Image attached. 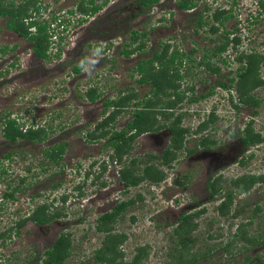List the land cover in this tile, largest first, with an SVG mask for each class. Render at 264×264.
Returning a JSON list of instances; mask_svg holds the SVG:
<instances>
[{"label":"rangeland","instance_id":"374dc122","mask_svg":"<svg viewBox=\"0 0 264 264\" xmlns=\"http://www.w3.org/2000/svg\"><path fill=\"white\" fill-rule=\"evenodd\" d=\"M78 1L42 0V14L38 19L50 24L51 52H57L61 45L64 49L77 48L73 49L75 54L67 55L62 51L64 54L56 57L53 53L46 61L33 56L31 42L7 29V18L0 17V47H8V51L0 55V169L5 168L7 172L2 177L0 193H4L9 183L12 188L19 187L15 200L0 197V226H15L13 222L43 202L50 204L53 211L62 212L61 217L48 225L29 222L20 235L14 229L5 244L0 245L1 261L4 264H43L41 255L65 232L72 235L73 246L64 264H102L96 252L104 246L105 232L97 230L98 219L118 203L132 199L133 204L121 213L112 231L126 236L119 245L120 264L130 263L145 249L148 254L142 256L140 264H167L171 259L169 252L177 241L175 228L180 217L199 210L203 212L193 219L197 224L193 231L194 251L199 246L205 249L219 246L209 258L196 264H232L235 261L243 264L247 256L248 264H260L257 257H264V244L251 247L245 239H236L230 252L220 246L232 240L241 224L248 223L257 206L261 210L254 214L248 228L252 234L264 231V180L257 182L249 192L236 194L231 213L238 211L236 217L220 216L216 206L224 192L214 200L207 188L212 176H222L225 191L232 187V178L245 173L264 175V87L252 91L254 97L261 100L259 106L253 107L240 103L235 87L229 85L243 66L234 59L236 52L264 53V11L259 0H197L198 6L190 11L181 10L178 0H159L152 9L140 4L139 0H112L108 17L98 15L94 26L89 23L91 19L78 23L82 15L77 12L69 24L70 30L62 32L64 19L61 17L62 22L57 23L54 16L58 12L65 16L64 11H75ZM220 6L231 8L233 12L223 29L214 33L210 24L198 25L196 9L205 11L207 16ZM107 10L108 4L103 10L104 16ZM53 28L64 38H56L57 31ZM224 29L234 32L230 38L238 36L241 41L235 49L231 43L226 51L211 55L212 66L221 68L220 72H212L200 60L207 59L204 58L207 50L212 53L215 46L226 40ZM135 30L140 37L132 47L142 40H146V47L125 57L122 50L132 41ZM143 32L146 36H142ZM167 44L168 56L175 51L186 54L183 65L179 66L184 75L179 90H186V93L174 107L171 118L158 114V120L160 124H167L181 114L182 125L189 127L190 132L184 148L171 165H161L166 174L161 183L145 180L136 187L127 188L120 176L121 168L130 164L134 157L145 162L137 164L138 169H143L146 163H158L152 155L160 157L169 145L168 126L138 135L131 141V152L121 164L113 162L106 141H87L88 132L102 120L106 100L135 91L137 95L132 104L114 123L117 130L125 129L126 135L131 133L127 125L135 117L136 102L146 101L151 96L156 99L152 93L154 86L138 81L137 64L151 58L155 51H162ZM94 45L103 46L104 60L91 74L74 75L70 63L68 67L61 65L60 59L70 61L75 57L79 62ZM189 54L192 56H187ZM260 73L264 74V67ZM221 81L227 86L223 87ZM86 87L97 88L101 97L89 101L83 96ZM210 90L213 93L208 97L189 100ZM161 98L170 99L165 95ZM212 112L215 122L211 121L201 133H194L200 123L212 117ZM9 113L26 125L35 122L52 127L49 140L42 144L24 139L15 144L7 141L2 121ZM251 119L255 131L262 133L263 141L252 146L244 157L253 156L244 158L241 163L238 161L243 143L239 133ZM201 134L217 143L208 149L197 147L196 141ZM112 139L114 136L109 138ZM60 141L67 145L61 163L49 162L44 157L46 150ZM7 153L12 154L9 159L4 157ZM175 179L187 183L183 186L175 183ZM55 183L57 188L52 186ZM63 195L67 196L64 202ZM209 234L215 237L211 239Z\"/></svg>","mask_w":264,"mask_h":264},{"label":"trees","instance_id":"16d2710c","mask_svg":"<svg viewBox=\"0 0 264 264\" xmlns=\"http://www.w3.org/2000/svg\"><path fill=\"white\" fill-rule=\"evenodd\" d=\"M158 1L159 0H140L141 4L147 8L154 5ZM178 6L183 10H193L198 6V4L196 0H179ZM260 7L262 11H264V1H260ZM209 9L210 8L207 7V10ZM28 11V4L16 6L12 2H7V4H5V0H0V15L8 14L11 16L8 22V27L23 34L26 38L33 40L35 43L34 49L38 56L42 58H49L47 53L51 43L48 32L49 24L37 22L36 20L26 24L23 21V18L30 16ZM206 15L207 16H205V14L201 11L197 19L198 25L204 27L205 25L210 24L211 31L216 33L220 30V27H225L226 21L233 16V12L231 8H217L211 14ZM31 26L38 28V32L36 34L30 35L29 27ZM233 34L234 32H226V40L221 45L215 47L214 55H218L225 51L231 43H233L234 48H237L241 40L238 36L230 38V35ZM142 36H146V32H143ZM139 37L140 34L135 30L131 39L132 41L126 45L124 50H122L124 55L130 56L135 51H140L145 48L146 40H142L137 45L132 47L134 43L138 42ZM3 51L4 49L0 48V53ZM168 52L169 45L167 44L162 49V51H156L152 58H149L148 60H142L139 63V82L152 84L154 86L152 93L156 99H153V96H151V98L146 99V101L139 100L136 102L135 105L137 106V109L134 111L135 117L127 125L128 128L134 132L126 135L125 129L121 131L115 130V125L113 124L111 126V124L116 121L119 114L125 110L128 105L132 104L133 99L137 95L135 91L124 94L116 99L107 100L105 102L104 118L96 125L94 130L88 132V139L91 142L98 141L102 137L107 138L109 136H114L115 138L109 142L110 149L113 151L111 157L115 158L119 163H122L123 159L131 152V141L134 140L136 136L144 132L157 131L165 126L170 128L173 133L170 145L160 157L152 155V157H154L156 160H159L158 163H146L144 164L145 166L143 169H138V166L145 162L134 157L131 159L130 164L124 166L121 169V179L127 183L128 186L136 187L145 180L155 183L162 182L166 177V174L164 169L161 168V165H171L172 161L176 159L178 152L184 148L185 138L190 132L189 127L182 125L181 114L173 119H170L167 124H160L158 120V114L171 118L174 107L179 103V101H182L185 98L186 93V90L184 92L179 90L180 81L184 77L179 66L183 65L186 54L175 51L173 54L168 56ZM206 58L207 59L201 60V63L206 64L212 70V72L221 71L219 66H212L210 61L211 56L206 55ZM236 59L239 63H243V66L240 67L238 77L232 78L229 85L231 88L235 87L240 103L247 106L257 107L260 105L261 100L255 98L254 94H252V91L258 89L261 86L264 87V74L261 75L260 73L261 67H264V53L242 52L236 57ZM220 84L223 87L227 86L222 81ZM212 93V90H210L207 93L201 94L200 97H191L189 100L192 102L203 97H208ZM100 94L101 93L97 90V88H90L87 91V97L90 100H96ZM161 95H165L170 99L164 101L163 98H161ZM143 104H145V106ZM141 105L143 106L141 107ZM110 108H113V110L109 111ZM211 114L212 117H210L209 120L200 123L194 130V133H201V131L205 130L209 126L211 121L215 122V113L212 112ZM2 123L4 137H6L9 142L14 144L23 139L43 142L44 140L50 138V135L53 131L52 127L45 124H36L33 122L30 123V125H26L20 122V118L11 116V113L6 114ZM242 140L245 144V147H248L247 149L263 141V135L262 133L255 131L254 121L252 119L249 120L244 127ZM213 143H217L216 140L201 134V137L196 141V146L211 148ZM62 151H64V144H54L46 150V155L49 160L59 162L58 157L61 156ZM11 156V153L4 155L5 158H10ZM249 156L252 157L253 154ZM244 161L245 159H243L241 163H244ZM5 173V168L0 169V182ZM185 178L187 179V175ZM261 180H264V175L245 173L241 176L232 178V187L227 188L224 191L225 184L222 182V176L210 177L207 188L210 192L211 198L216 200L219 194L224 192L220 202L216 206L218 214L220 216L232 215V217H236L238 215V211H235V213L231 214L233 212V204L236 194H244L249 192L252 187ZM175 183L185 186L187 181L185 182L175 179ZM17 189L18 188L15 187L13 190L16 191ZM6 196L13 197L14 195L13 193L11 194V192H9L6 194ZM133 201L134 200L131 199L118 203L115 207H113V210L104 213L98 219L99 221L97 224V230L105 232V245L99 248V250L96 252V258L102 264H120L119 259L122 253L119 251V245L124 241L126 236L124 234L113 233L112 231L114 229V224L117 222L121 213L128 206L132 205ZM243 210L244 209H242V211ZM259 210H261V208L257 206L255 209H253V213L257 214ZM202 212L203 210H199L191 214L185 213L180 217L179 225L175 228L177 241H175L176 243L173 244L169 252L171 259L169 262H167V264H196V262L201 259L209 258L208 256L211 254L213 249L219 246H209L206 249L199 246L197 250L194 251L195 241L193 239V231L196 229L197 224L193 223V219L196 216H199ZM254 214L248 223L253 221ZM61 215V211L58 210L57 212L51 213L49 212L46 205H42L36 209L32 215V218L35 219L36 222L44 224L57 217H60ZM248 223L241 224L237 228L232 240L220 246L222 250L230 252V247L236 239H245L247 244L251 247L254 245L257 246V244H264V231L257 234H252L248 228ZM21 224L22 223H19L18 226ZM244 226L245 229L243 230ZM13 229V226L8 229H4L0 226V245L5 244L6 239L12 234ZM209 237L212 239L215 236L213 234H209ZM71 244L72 241L69 235H61L55 243L53 250H50L51 260L47 261V263L66 262V257L70 253ZM141 249L143 248H139V250ZM146 254H148L146 249L144 250V253L139 252L128 264H140L142 261V256ZM257 259L259 260L260 264H264V257L258 256ZM249 260L250 259L247 256V259L243 264H248ZM0 264H4L1 259ZM232 264H239V262L235 261L232 262Z\"/></svg>","mask_w":264,"mask_h":264},{"label":"flooded vegetation","instance_id":"af4514ba","mask_svg":"<svg viewBox=\"0 0 264 264\" xmlns=\"http://www.w3.org/2000/svg\"><path fill=\"white\" fill-rule=\"evenodd\" d=\"M60 1V0H59ZM112 0H79L78 1V5L76 6V10L74 11V10H70L69 12H66V11H64V13H67V14H65V16L61 13V12H58V14H56L54 17V19L56 20V18H57V23H59V22H62V20H61V17H63V19H64V22L65 23H61L62 24V27H64L63 28V30H62V32L63 31H68V30H70V28H69V24H71V20L74 18L73 17V15L75 14V13H80L81 15H82V18H80L79 20H78V23H86V22H88L90 19V21H89V23H90V25L91 26H94L95 25V23L97 22L96 20H97V17H98V15H99V17L100 16H102V17H108V15H109V12H110V6L111 5H109L110 4V2H111ZM197 1V0H196ZM260 1L261 0H259V5H260ZM7 2H12V3H14L16 6H23V5H27L28 4V7H29V11H28V14H30V16H27V17H24L23 18V21L26 23V24H29L31 21H33V20H36L37 22H41V23H47L45 20L43 21V20H39L38 19V17H39V14H42L41 13V10L43 9V6H42V0H5V4H7ZM139 2H140V0H139ZM178 2H179V0H178ZM178 2H177V5H178ZM199 2V1H198ZM107 4H108V10H107V12H108V14H106L105 16H104V9H105V7L107 6ZM140 4H141V2H140ZM155 5V4H154ZM154 5H152V6H150L149 8L150 9H152L153 8V6ZM207 7H205V9H206ZM218 8H220V9H226V8H222L221 6L220 7H218ZM50 9V8H49ZM181 10H183V9H181ZM185 11H190V10H185ZM196 13H201V11H199V8L198 9H196ZM202 13H205V11H202ZM0 17H5V18H7L6 19V27H7V29H9V30H12V31H14V32H16L18 35H20L21 37H23V38H25L26 40H28V41H30L31 42V50H32V54H33V56H35L37 59H39L40 61H46V60H49V59H51V55L54 53L55 54V56L56 57H61L64 53H62V51L63 52H66V54L67 55H70L71 53H73V54H75L74 52H73V49H77L76 48V46L74 47V48H68V49H64L63 47H62V45L60 46V49H57V52H51V43H50V45H49V49L47 50V53H48V55H49V58H42V57H40V56H38V54L36 53V51H35V49H34V46H35V43H34V41L33 40H30V39H28V38H26L23 34H21V33H19L18 31H16V30H14V29H11L10 27H8V22H9V20H10V15H8V14H6V15H0ZM68 19V20H67ZM230 19V18H229ZM228 19V20H229ZM227 20V21H228ZM47 24H49V23H47ZM104 24V23H103ZM226 24V23H225ZM74 25V24H73ZM72 25V26H73ZM76 26V25H75ZM55 31H57V29L56 28H53ZM220 29H223V27H220ZM29 31H30V35H33V34H36L37 32H38V28L37 27H33V26H31V27H29ZM229 30H226V29H224V33H226V32H228ZM48 32H49V35L51 34V32H50V24L48 25ZM57 36H56V38L57 37H60L61 39L62 38H64V36H62L61 35V33L60 32H58L57 31V34H56ZM133 37V36H132ZM50 38V40H51V36L49 37ZM129 42H131V41H129ZM128 42V43H129ZM127 43V44H128ZM127 44H125V47H126V45ZM147 44V43H146ZM125 47H124V49H125ZM129 47V46H128ZM127 47V48H128ZM146 47V46H145ZM216 47V46H215ZM0 48H2V49H4V51L3 52H1L0 53V55L2 56L3 54H5L7 51H8V47H0ZM232 48H234V47H232ZM123 49V50H124ZM215 49V48H214ZM235 49V48H234ZM226 51V50H225ZM156 52V51H155ZM155 52H154V54H155ZM224 52V51H223ZM206 53V52H205ZM240 53H242V51L241 52H239V53H235L234 54V56L235 57H237ZM243 53H247V52H243ZM133 54V53H132ZM131 54V55H132ZM154 54L152 55V57L154 56ZM124 55V54H123ZM130 55V56H131ZM206 55H209V56H211V55H213V56H215L214 55V50H212V53H208V50H207V53L206 54H204V57H206ZM231 55V54H230ZM233 55V54H232ZM189 57L190 56H192V55H188ZM125 57H127L126 55H125ZM151 57V58H152ZM67 59H70V58H67ZM235 60H237L236 58H234ZM61 61V65H66L67 67H68V65H69V63H70V68H71V73L72 74H82V72H81V70H80V68L78 67V63L79 62H76V60H75V57H73L70 61L69 60H64V59H60ZM103 60L104 59H102V60H100V63L99 64H103ZM64 61V62H63ZM184 62V61H183ZM200 62H201V60H200ZM238 62V61H237ZM16 65H19V64H16ZM139 66V64H137V67ZM137 67H136V69H137ZM78 69V70H77ZM136 72L138 73V69L136 70ZM139 74V73H138ZM140 75V74H139ZM83 76V75H82ZM140 78V77H139ZM138 81H139V79H138ZM90 88H95V87H86L85 88V92H84V94H83V96L84 97H86L89 101H96L98 98H100L101 97V95L102 94H100V96L96 99V100H90L88 97H87V91L90 89ZM98 90V89H97ZM99 91V90H98ZM101 93V92H100ZM126 94H128V93H126ZM124 95V94H123ZM122 96V95H121ZM120 97V96H119ZM118 97V98H119ZM238 98V97H237ZM112 99H116V98H112ZM107 101V100H106ZM105 101V102H106ZM238 101H239V98H238ZM111 109V108H110ZM109 109V110H110ZM112 110H113V108H112ZM104 113H105V107H104ZM108 113H109V111H108ZM103 118H104V114H103ZM102 118V119H103ZM115 123V122H114ZM114 123H112L111 124V126L114 124ZM43 124V123H42ZM116 127V126H115ZM2 129H3V123H2ZM168 129L170 130V128L168 127ZM115 130H117L116 128H115ZM243 130H244V128H243ZM243 130H242V132L241 133H239V135H240V139H241V143H243V150H242V152H241V154L239 155L240 156V158H239V161L238 162H242V159H248L250 156V154L248 155V156H246V157H244V154L247 152V151H249L250 152V148L252 147H250L249 149H247L248 147H245V144H244V142H243V140H242V133H243ZM118 131H121V130H118ZM134 131H132L131 130V133H133ZM150 132V131H149ZM170 133H171V137H172V135H173V133H172V131L170 130ZM110 137H112V136H109V137H102L101 139H99L98 141H93V142H100V141H106V143H107V146H109V148H110V140H109V138ZM137 137V136H136ZM6 138V137H5ZM115 138V137H114ZM6 140L8 141V139L6 138ZM49 140V138L48 139H46V140H44L43 142H36V141H31V142H34V143H36V144H42V143H44L45 141H48ZM113 140V139H112ZM28 141H30V140H28ZM87 141H89V139L87 138ZM89 142H91V141H89ZM217 142V141H216ZM170 143H171V138H170ZM170 143H169V145H170ZM61 144H64V151H62V154H61V156L60 157H58V159H59V162H56V161H52V160H49L48 159V157H47V155L45 154V156L44 157H46L47 158V160L49 161V162H52V163H55V164H59V163H61V160L63 159V157H64V154H65V152H66V148H67V145H66V142H64V141H60L59 143H58V145H61ZM216 143H213V145H215ZM168 145V146H169ZM258 145V144H257ZM53 146V145H52ZM167 146V147H168ZM255 146V145H254ZM167 149V148H166ZM165 149V150H166ZM208 149V148H207ZM110 152H111V154L113 153V151L110 149ZM243 153V154H242ZM8 154V153H7ZM5 155V154H4ZM7 159H9V157L7 158ZM112 159H113V162H116V163H118V161L115 159V158H113L112 157ZM121 164V163H120ZM123 168V167H122ZM121 168V169H122ZM121 171V170H120ZM7 173V172H6ZM243 175V174H242ZM121 176V175H120ZM23 181H25L24 179L22 180V182ZM124 182V181H123ZM1 183V182H0ZM125 183V182H124ZM152 183H155V182H152ZM161 183V182H160ZM126 184V186H127V188H131V187H135V186H128L127 185V183H125ZM54 188H57L58 187V184H53L52 185ZM18 189L16 190V191H14L13 189L14 188H12V185L9 183L8 185H6L5 186V191H4V193H0V197H2V199L3 200H7V201H10V200H15V198H16V196H15V193L19 190V187H17ZM21 189V188H20ZM9 192H11V194L13 193V197L12 196H9V197H7L6 196V194L7 193H9ZM38 193V192H37ZM64 197H65V199H64ZM62 199H63V202L64 201H66V199H67V196L66 195H63L62 196ZM121 203V202H120ZM42 205H46L47 207H48V210H49V212H51V213H54V212H57L58 210H55V211H53L52 210V206L50 205V204H48L47 202H43V203H41V204H37V206L32 210V212L31 213H29L28 215H26L25 217H23V218H19L18 219V221H16V222H13V224L12 225H15V226H13V228L14 229H16V234H18V235H20L21 234V229H23V227H25V225L26 224H28L29 222H33V223H35V224H37V225H48V224H50V223H52V222H54L55 220H57L59 217H57V218H55V219H53V220H51L50 222H48V223H44V224H42V223H38V222H36L35 221V219H33L32 218V215L34 214V212L36 211V209L39 207V206H42ZM0 206H1V203H0ZM113 210V209H112ZM60 211V210H59ZM106 213V212H105ZM104 214V213H103ZM102 214V215H103ZM62 216V215H61ZM60 216V217H61ZM100 218V217H99ZM19 223H22L21 225H19L18 226V224ZM4 229H8V228H4ZM13 229V230H14ZM13 232V231H12ZM63 234H65V235H69L70 237H72V235L71 234H68V233H65V232H62L58 237H57V239L55 240V242H53V244L49 247V248H47L46 249V251L43 253V255H41V258H40V260L43 262V264H64V263H66V262H64V263H47V261H50L51 259H50V257H51V254H50V250H53V247H54V245H55V243L57 242V240H58V238L61 236V235H63ZM12 235V234H11ZM10 235V236H11ZM10 236H8V238H10ZM7 238V239H8ZM6 239V240H7ZM104 240H105V237H104ZM71 241H72V244H73V240H72V238H71ZM71 244V246H70V253L68 254V256L66 257V261H67V259L71 256V254H72V245ZM103 245H105V242H104V244Z\"/></svg>","mask_w":264,"mask_h":264},{"label":"clouds","instance_id":"9594fccd","mask_svg":"<svg viewBox=\"0 0 264 264\" xmlns=\"http://www.w3.org/2000/svg\"><path fill=\"white\" fill-rule=\"evenodd\" d=\"M104 57V48L102 45H94L89 54L84 56L78 63V67L84 74H91V71L99 65Z\"/></svg>","mask_w":264,"mask_h":264}]
</instances>
